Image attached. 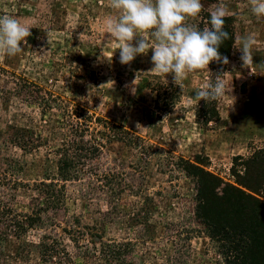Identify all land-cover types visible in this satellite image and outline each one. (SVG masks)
Wrapping results in <instances>:
<instances>
[{
    "label": "rangeland",
    "instance_id": "rangeland-1",
    "mask_svg": "<svg viewBox=\"0 0 264 264\" xmlns=\"http://www.w3.org/2000/svg\"><path fill=\"white\" fill-rule=\"evenodd\" d=\"M220 2L232 12L224 25L232 44L219 47L229 63L212 62L179 87L171 74L148 73L152 49L129 65L120 64V45L108 32L110 19L118 15L110 0H0V15L14 16L31 28L20 45L22 53L0 58V154L24 160V179L33 183L43 179L46 165L55 171L53 152L61 133L69 135V128L57 121L68 114L90 117L89 134L98 139V131L106 132L100 120L138 138L131 147L126 139L106 144L101 156L87 164L85 176L66 183L63 207L55 217L93 227L105 241H132L139 264H225L218 244L203 229L189 232L194 185L175 164L199 162L234 184L233 173L244 172L240 159L264 151V19L251 14L248 0H201L203 10L193 21L200 30L210 27L212 5ZM248 34L256 40L250 69L242 66L237 49ZM146 75L175 87L174 96L158 98L144 88ZM217 75L231 82L227 96L190 104L188 98ZM9 125L33 131L39 147L24 154L6 145L1 133ZM108 172H118L115 176L125 182L121 192L113 183L94 188L99 183L94 175ZM29 201V194H19L20 207ZM65 225L55 233L62 235ZM44 232L31 231L28 239L36 241ZM64 239L76 259V248ZM75 264L99 263L76 259Z\"/></svg>",
    "mask_w": 264,
    "mask_h": 264
},
{
    "label": "trees",
    "instance_id": "trees-1",
    "mask_svg": "<svg viewBox=\"0 0 264 264\" xmlns=\"http://www.w3.org/2000/svg\"><path fill=\"white\" fill-rule=\"evenodd\" d=\"M224 42L230 48V34ZM219 52L222 56L226 51ZM142 86L156 93L158 98H171L176 91L156 75L143 77ZM79 116L68 114L57 121L63 128H69V135L61 133L60 144L53 152L55 171L46 165L41 181H25L27 163L17 156L0 154V264H75L76 259L99 264H139L132 241H105L102 233L93 227L77 226L79 223L75 225L55 217L63 207L66 183L85 176L87 164L101 156L106 144L121 143L126 139L132 141L131 147L139 141L136 137L128 138V133L120 126L103 120L99 122L104 124L106 132L98 131L99 139L90 136L91 118ZM1 134L6 145L18 148L24 154L39 147L34 141V132L29 129L9 125ZM179 161L180 164H174L194 185L189 232L199 234L203 229L207 237L218 244V253L225 264H264V201L261 200L264 195V151L248 160L240 159L244 172L242 175L233 173L234 184L214 176L199 162ZM117 174H95L99 183L94 188L110 187L113 183L121 192L125 182L120 181ZM22 193L29 194L30 198L24 207L18 204ZM63 224H66L62 229L64 235H58L55 230ZM34 230L46 232L33 241L28 235ZM64 236L76 248V259Z\"/></svg>",
    "mask_w": 264,
    "mask_h": 264
},
{
    "label": "clouds",
    "instance_id": "clouds-1",
    "mask_svg": "<svg viewBox=\"0 0 264 264\" xmlns=\"http://www.w3.org/2000/svg\"><path fill=\"white\" fill-rule=\"evenodd\" d=\"M248 3L251 14L257 20L264 19V0H248ZM110 6L118 15L109 21V38L120 45L122 65H129L136 56L152 49L153 67L148 73L163 77L171 74L173 84L180 87L197 71L208 70L212 62L229 63L219 52L220 45L229 38L224 31L225 18L232 15L223 2L212 5L210 27L202 30L193 22L203 10L201 0H110ZM30 29L14 16L0 15V58L22 53L20 45L26 43ZM255 44L252 34L239 39L237 49L241 52L243 67L255 66ZM230 83L225 81L224 75H217L214 82L206 83L194 97L190 96L189 103L219 101L227 96Z\"/></svg>",
    "mask_w": 264,
    "mask_h": 264
}]
</instances>
